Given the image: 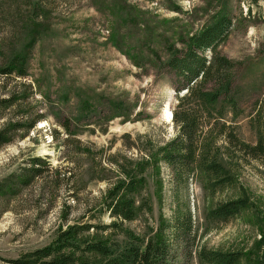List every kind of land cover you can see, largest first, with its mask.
Here are the masks:
<instances>
[{
	"label": "rangeland",
	"instance_id": "obj_1",
	"mask_svg": "<svg viewBox=\"0 0 264 264\" xmlns=\"http://www.w3.org/2000/svg\"><path fill=\"white\" fill-rule=\"evenodd\" d=\"M47 1L54 10L27 56L26 77L0 76V98L20 93L0 109V130L9 128L0 144V257L45 246L73 223L110 222L103 206L108 188L134 176L140 208L127 229L152 235L165 222L173 227L188 208L192 213L193 231L175 238L171 264H205L201 247L241 251L242 264L264 260V158L235 153L217 131L208 140L201 136L205 155L212 141L213 155L232 159V180L215 186L199 164L188 181L180 178L157 150L177 137L176 94L186 92L181 86L178 93V76L161 66L169 46L183 49L184 39L212 24L216 13L231 19L217 50L235 74L236 106L225 103L220 121L245 142H257L264 131V0ZM9 28L1 19L6 53L16 45ZM206 122L200 123L208 131ZM33 157L48 165L25 184ZM238 197L251 204L240 216L225 221L210 213ZM114 237L123 243V234Z\"/></svg>",
	"mask_w": 264,
	"mask_h": 264
},
{
	"label": "trees",
	"instance_id": "obj_2",
	"mask_svg": "<svg viewBox=\"0 0 264 264\" xmlns=\"http://www.w3.org/2000/svg\"><path fill=\"white\" fill-rule=\"evenodd\" d=\"M52 4L47 0H0V18L10 24V35L14 37L12 45L16 44L11 53H6L4 47L0 46V56L3 58L0 63V76L26 77L27 56L42 33V28L49 23L54 10ZM215 15L218 17L212 24L184 39L183 49L169 46L170 59L161 66L163 68L168 66L178 76L180 80L179 87L176 88L178 93L181 86L186 92L180 97L176 94L178 103L173 117L177 121L179 133L175 139L157 150L159 159L173 167L175 171H179L177 175L180 178L186 177L188 181L192 166L199 164L215 179L216 186L232 180L233 177L230 175L232 159L228 163L219 155H213L212 141L208 142L210 150L205 155L202 149L204 141L200 142V137L202 136V140H208L217 131L218 135L221 133L220 136L227 141L228 148H233L235 153L239 151L242 156L261 159L264 158V131L258 134L255 144H249L240 139L233 130L227 131L230 127L220 121L225 103L236 106L232 95L235 74L231 61L219 55L217 50L232 27L231 19L227 14ZM23 42L26 44L22 45ZM207 52L211 53V57H208ZM19 95L20 93L16 92L9 97L0 98V109L18 100ZM202 118L207 120L206 123L212 124L208 131H205L200 123ZM37 120H40V116L36 118ZM8 134L9 128L0 130V144L8 141ZM30 162L31 165L24 169L25 173L21 180L25 184L41 175L43 165H48L41 157H33ZM133 177L119 180L108 188L103 206L111 217L110 222H80L61 227L51 243L26 251L16 258L0 257L2 263L171 264L176 258L172 252L173 241L175 238L186 239L193 231L192 213L188 208L183 215L176 216L173 227L165 222L152 235H139L127 229L126 224L136 218L140 208L136 198L140 180ZM3 185H0V195L5 194ZM250 207L247 198L238 197L220 202L210 213L228 221L230 218L240 216ZM171 230L174 233H171ZM113 233L123 234V243L115 240V237L112 239ZM198 257L205 264H242L246 260L245 254L241 251H220L207 247L199 249ZM254 264H264V260L259 259Z\"/></svg>",
	"mask_w": 264,
	"mask_h": 264
},
{
	"label": "bare ground",
	"instance_id": "obj_3",
	"mask_svg": "<svg viewBox=\"0 0 264 264\" xmlns=\"http://www.w3.org/2000/svg\"><path fill=\"white\" fill-rule=\"evenodd\" d=\"M164 113H165L164 114L165 118L170 120L171 112H170V109L168 108V106L165 108V112Z\"/></svg>",
	"mask_w": 264,
	"mask_h": 264
}]
</instances>
